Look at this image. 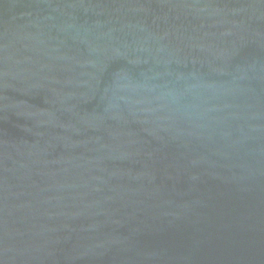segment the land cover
<instances>
[{"label": "water", "instance_id": "obj_1", "mask_svg": "<svg viewBox=\"0 0 264 264\" xmlns=\"http://www.w3.org/2000/svg\"><path fill=\"white\" fill-rule=\"evenodd\" d=\"M0 264H264V0H0Z\"/></svg>", "mask_w": 264, "mask_h": 264}]
</instances>
